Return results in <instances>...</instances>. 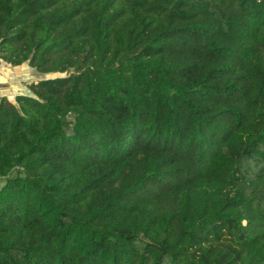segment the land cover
<instances>
[{
    "label": "trees",
    "instance_id": "trees-1",
    "mask_svg": "<svg viewBox=\"0 0 264 264\" xmlns=\"http://www.w3.org/2000/svg\"><path fill=\"white\" fill-rule=\"evenodd\" d=\"M0 59L60 75L0 98V264H264V0H0Z\"/></svg>",
    "mask_w": 264,
    "mask_h": 264
},
{
    "label": "rangeland",
    "instance_id": "rangeland-1",
    "mask_svg": "<svg viewBox=\"0 0 264 264\" xmlns=\"http://www.w3.org/2000/svg\"><path fill=\"white\" fill-rule=\"evenodd\" d=\"M35 78L31 76L35 75ZM60 75L55 74L53 76H48L49 78L59 77ZM46 76H40L34 69H31L28 64L20 66V68L12 67L4 63L0 59V96L6 95L10 97V101L15 102V97L19 94H27V86L31 83H35L39 80L48 78ZM16 104V103H15ZM69 122H73V116L68 118ZM72 126L66 127L67 132H71ZM17 171L12 173L15 175ZM6 183V178L0 179V188H2Z\"/></svg>",
    "mask_w": 264,
    "mask_h": 264
},
{
    "label": "crops",
    "instance_id": "crops-1",
    "mask_svg": "<svg viewBox=\"0 0 264 264\" xmlns=\"http://www.w3.org/2000/svg\"><path fill=\"white\" fill-rule=\"evenodd\" d=\"M17 68H20V67H17ZM31 78H35V76H34V75L31 76ZM27 94H28V93H27ZM2 97H7L9 100H11L10 97H8V96H6V95H1L0 98H2Z\"/></svg>",
    "mask_w": 264,
    "mask_h": 264
},
{
    "label": "water",
    "instance_id": "water-1",
    "mask_svg": "<svg viewBox=\"0 0 264 264\" xmlns=\"http://www.w3.org/2000/svg\"><path fill=\"white\" fill-rule=\"evenodd\" d=\"M142 239H144V237H142Z\"/></svg>",
    "mask_w": 264,
    "mask_h": 264
}]
</instances>
